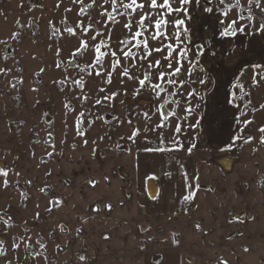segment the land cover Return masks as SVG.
Masks as SVG:
<instances>
[{
	"label": "snow or ice",
	"instance_id": "obj_1",
	"mask_svg": "<svg viewBox=\"0 0 264 264\" xmlns=\"http://www.w3.org/2000/svg\"><path fill=\"white\" fill-rule=\"evenodd\" d=\"M17 8L21 15L13 29L0 35V97L12 94L24 103L27 88L37 97L35 111L42 89L61 98L59 120L47 111L32 123L9 117L7 131L13 138L19 135L21 143L27 128V154L37 169L45 168V178L53 175L49 164L63 157L70 136L73 150L90 148L93 157L102 151L101 142L113 141L115 150L143 157L145 181L163 184L162 177L179 175L180 203L191 205L201 191V176L189 173L184 161L200 151L212 120L224 117L228 122L225 137L217 140L219 153L245 147L253 154L264 151V99L254 98L264 90V0H54L51 8L49 0H19ZM0 16L8 18L3 10ZM41 27L51 60L29 72L21 49L25 39L38 43L33 29ZM226 51L238 63L222 76L211 65ZM30 59L38 57L30 52ZM221 98L216 112L205 111L210 101L219 104ZM98 127L106 131L92 138ZM38 148L43 149L39 157ZM20 161L18 149H0V192L12 194L0 200V264H65L61 257L84 235V217L78 224L57 218L65 199L53 194L47 179L38 187V177ZM103 180L110 182L108 176ZM86 183L95 189L99 181L89 178ZM156 191L149 199H160ZM111 210L110 203L90 205L91 213ZM228 215L229 225L255 220L231 211ZM194 227L207 235L199 223ZM139 231L145 236L139 247L143 264H184L169 253L150 252L151 228L141 224ZM170 243L180 246L176 233ZM243 251L253 250L245 246ZM73 264H95V259L81 247ZM208 264L230 260L227 254L215 255Z\"/></svg>",
	"mask_w": 264,
	"mask_h": 264
},
{
	"label": "rangeland",
	"instance_id": "obj_2",
	"mask_svg": "<svg viewBox=\"0 0 264 264\" xmlns=\"http://www.w3.org/2000/svg\"><path fill=\"white\" fill-rule=\"evenodd\" d=\"M18 2L19 0H0V10L5 11L8 17L5 21L0 16V35H7L13 29L15 19L21 15L17 8ZM53 4L54 0H49L50 8ZM33 30L37 31L38 43L32 45L25 39V46L21 49L23 65L29 72L41 61L51 60V54L45 49L43 27ZM30 52L38 57L36 61L30 59ZM254 98L264 99V90H260ZM35 99V94L28 92L27 88L24 103L15 100L12 94L0 97V149H18L21 167L31 169L29 174L38 177L37 186H41L47 179L54 187L53 194L65 199V206L56 213L57 218L78 224V218L84 217V235L61 260L65 264H73L75 252L86 247L88 254L94 257L95 264H143L139 247L145 240L135 239L138 231L134 220L137 209L135 199L139 197L140 191L147 194L148 181L143 179L147 168L140 163L143 157L137 159L134 151L128 154L126 151L115 150L113 141L101 142L102 151L97 157H93L90 148L79 146L73 150L70 136L62 149L63 157H57L49 164L53 175L45 178V168L41 166L37 169L36 161L27 154V128L24 129L23 143L19 135L13 138L12 133L7 131L9 117L32 123L47 111L54 119L59 120L61 98L55 92L41 90L38 111L32 108ZM105 131V128L98 127L92 131L91 136L96 138ZM114 139H118V136L114 135ZM205 139L204 136L200 141V151L188 159L195 163L202 180L214 187L215 191L204 196L205 199L199 203L198 214L189 219L187 227L183 229L185 238L181 237L179 248L184 253V264L189 259L192 264H208L209 259L215 255L225 254L230 264H260V257L264 255V188L260 187L264 180L260 175L264 172V151L253 154L245 147L236 149L233 153L221 154L208 148ZM41 154L43 149L38 148L37 157ZM104 176H108L110 182H105ZM89 178L99 181L95 189L86 183ZM11 196V193L0 192V200L10 199ZM144 200L146 203L153 201L148 196L142 201ZM96 203H110L111 212L91 213L90 205ZM230 211L233 215L239 213L241 216H254L255 220L247 221L244 225H229L227 219L230 218ZM25 215L30 216L31 212L28 211ZM197 223L207 235L195 229L194 225ZM239 232L244 235H238ZM166 233V230L162 231V235ZM104 235L110 236V239L104 240ZM229 235L232 236L231 240L228 239ZM168 245L163 248L174 247L169 243ZM245 246L253 250L251 254L244 253ZM160 249L161 245L152 244L151 241L149 251L157 252Z\"/></svg>",
	"mask_w": 264,
	"mask_h": 264
},
{
	"label": "crops",
	"instance_id": "obj_3",
	"mask_svg": "<svg viewBox=\"0 0 264 264\" xmlns=\"http://www.w3.org/2000/svg\"><path fill=\"white\" fill-rule=\"evenodd\" d=\"M228 56L229 53L226 51L223 57L218 56L217 62L211 65V67L215 70V72H220L222 76H226L227 72L234 71L238 63V58H233L232 60H229ZM215 72L213 74H215ZM221 106H222V98L219 104L216 103L215 101H210L209 107L206 108L205 111L214 113ZM227 129H228L227 118L220 117L212 120L209 125V131L205 135L207 147L216 151L217 140L219 138L225 137ZM140 163L142 167L144 168L146 167L143 158L140 160ZM184 163L189 173H193L197 171L199 172V169L196 168L195 163L189 160L188 158L184 161ZM145 174L146 173H144L143 175V179L145 178ZM162 179L164 180L163 184L156 182V184L159 187L158 197H160V199L156 201H149L148 203H146L145 200L142 201L144 197L147 196L145 191L144 192L140 191V193H138L139 197L137 198V200L135 199L137 209L135 212L136 216L134 220L136 222V227L138 231V233L136 231L137 234L135 236L136 237L135 239L145 240L144 234L139 231V226L141 224L146 225L151 228V232L149 235L153 237L152 244L155 245L159 244L162 246V249H160L157 252L169 253L177 261H181V260L183 261L184 253L179 247L178 248L168 247L164 249L163 246L165 245L169 246L168 243L171 244L170 237L173 233H176L178 235L180 241H181V237L183 239L185 238L183 235L184 232L183 229L187 227L186 223L189 221V219H192L198 214L200 208L197 207V205H200L199 203L203 201L205 197L208 195L209 192L205 191V189H207L211 185L209 184L207 185L206 182L202 180L201 177L200 182L202 187H201V191L198 193L197 200L191 205H185L180 203V201L182 200V194L180 189V176L175 175V177L171 180H169L166 177H162ZM141 205H143V207H141ZM186 207H190L191 211L188 212L187 214H184L183 209ZM173 212L176 213L175 216H172ZM170 216H172V219H169ZM164 230H166L167 233L162 235V231ZM120 235L121 233H119V236Z\"/></svg>",
	"mask_w": 264,
	"mask_h": 264
},
{
	"label": "water",
	"instance_id": "obj_4",
	"mask_svg": "<svg viewBox=\"0 0 264 264\" xmlns=\"http://www.w3.org/2000/svg\"><path fill=\"white\" fill-rule=\"evenodd\" d=\"M230 168L231 167H229L228 169L230 170ZM154 190H157L156 194L158 196V194H159L158 185L156 184L155 181H148V183H147V196L149 197L153 193Z\"/></svg>",
	"mask_w": 264,
	"mask_h": 264
}]
</instances>
